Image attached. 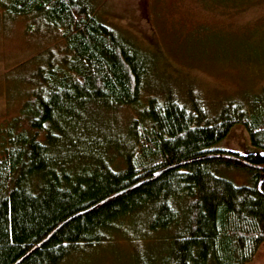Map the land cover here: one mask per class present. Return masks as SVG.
<instances>
[{
	"label": "trees",
	"instance_id": "obj_1",
	"mask_svg": "<svg viewBox=\"0 0 264 264\" xmlns=\"http://www.w3.org/2000/svg\"><path fill=\"white\" fill-rule=\"evenodd\" d=\"M21 17L28 33L57 32L60 44L11 77L28 88L1 129L0 264H65L158 232L164 264L251 262L264 242V88L213 103L176 86L95 0H0V28ZM236 124L252 149H212ZM217 152L252 167L202 158ZM222 165L250 172L247 184L219 175Z\"/></svg>",
	"mask_w": 264,
	"mask_h": 264
},
{
	"label": "rangeland",
	"instance_id": "obj_2",
	"mask_svg": "<svg viewBox=\"0 0 264 264\" xmlns=\"http://www.w3.org/2000/svg\"><path fill=\"white\" fill-rule=\"evenodd\" d=\"M95 3L106 23L155 53L156 72L176 86L185 82L197 86L213 103L221 97H241L245 91L264 88V0H230V5L204 0H95ZM42 32L28 33L22 17L0 28V152L1 129L19 113L28 88L11 81L12 75L24 71V67H17L24 66L43 48L60 44L57 32L51 35ZM211 148L244 153L252 146L248 132L236 124L225 139ZM249 173L223 165L218 170L219 175L238 185L247 184ZM166 234L158 232L152 234L156 238L132 240L116 237L77 253L65 264H164L169 255L168 243L159 236ZM247 264H264V242Z\"/></svg>",
	"mask_w": 264,
	"mask_h": 264
},
{
	"label": "water",
	"instance_id": "obj_3",
	"mask_svg": "<svg viewBox=\"0 0 264 264\" xmlns=\"http://www.w3.org/2000/svg\"><path fill=\"white\" fill-rule=\"evenodd\" d=\"M202 158H229V159L240 161V162L252 167V165L250 163H248L243 157L238 156V155L231 153V152L230 153H228V152L210 153V154H207L206 156H204ZM177 165H179V164H174V165L168 166L167 168H164V169L160 170L159 172H156L154 176H158L159 174H161L165 170H167L169 168H173ZM261 184H262V181H260L259 187H261Z\"/></svg>",
	"mask_w": 264,
	"mask_h": 264
}]
</instances>
